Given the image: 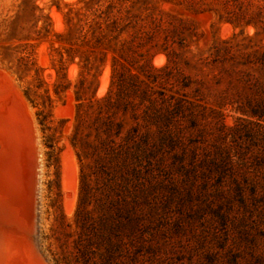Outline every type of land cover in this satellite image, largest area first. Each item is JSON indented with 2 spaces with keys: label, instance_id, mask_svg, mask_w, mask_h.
Instances as JSON below:
<instances>
[{
  "label": "rangeland",
  "instance_id": "374dc122",
  "mask_svg": "<svg viewBox=\"0 0 264 264\" xmlns=\"http://www.w3.org/2000/svg\"><path fill=\"white\" fill-rule=\"evenodd\" d=\"M79 1L0 0V74H8L7 81L0 79V118L5 121L6 134L5 142L0 138V150L2 144L7 145L11 154L23 160L13 196L30 216L36 214L37 229L33 228L34 239L24 232L23 237L12 239L17 242L15 260L30 264H84L76 245L79 228L75 221L83 165L72 137L76 125L87 127L92 119L91 114L85 115L86 106L77 119L78 104L105 96L111 86L112 53L73 44L75 35H69L68 29L76 20L69 10L80 8ZM160 9L195 23L197 35L183 37L180 44L169 43L166 51L160 47L152 57L157 68L171 57L175 73L181 72L192 82L190 90L176 93L174 88L168 94L187 93L206 107L205 119L190 132L192 137L212 141L221 119L229 127L237 119L253 121L237 111L244 105L241 98L245 93L238 81L239 69L232 62L214 64L208 57L214 43L234 34L243 44L238 60L252 50L264 53V35L255 38L252 25L245 26L241 34V29L220 21L217 15L194 13L183 5L162 3ZM158 40L160 45L164 43L162 38ZM66 50L72 51L74 60L62 71L61 57L67 58ZM92 51L98 57V68L85 71L81 64L86 54L94 62ZM4 115L9 119H3ZM87 163L85 171L91 172L93 162ZM163 195L160 222L147 234L149 241L137 261L130 264H264V206L251 199L249 192L219 195L212 188H195L190 193L189 184L165 180ZM98 261L96 258L95 263Z\"/></svg>",
  "mask_w": 264,
  "mask_h": 264
},
{
  "label": "trees",
  "instance_id": "16d2710c",
  "mask_svg": "<svg viewBox=\"0 0 264 264\" xmlns=\"http://www.w3.org/2000/svg\"><path fill=\"white\" fill-rule=\"evenodd\" d=\"M79 3L80 8L69 10L76 20L68 29L69 35H75L73 44L112 53L111 86L105 96L78 104L77 119L85 106V115L91 114L92 119L87 127L76 125L72 137L83 165L75 221L79 228L76 245L84 264L137 261L149 241L147 234L160 222L165 180L189 184L190 193L195 188H212L219 195L249 192L251 199L264 206V53L252 50L238 60L243 44L236 34L213 44L208 58L214 64L232 62L239 69L238 81L245 93L244 105L237 111L253 121L237 119L229 127L221 119L212 141L190 133L205 119L206 107L187 93H167L174 88L176 93L190 90L191 80L175 73L169 56L163 67L152 64L160 47L166 51L169 43L180 44L183 37L197 35L193 20L163 11L162 3L183 5L194 13H213L241 29V34L245 26L252 25L256 38L264 35V0ZM159 38L164 41L161 45ZM66 52L67 58L61 57L62 71L74 60L72 51ZM106 52L101 53V61ZM91 54L94 62L86 54L81 64L85 71L98 68V57ZM88 160L93 162L91 172L85 171Z\"/></svg>",
  "mask_w": 264,
  "mask_h": 264
},
{
  "label": "bare ground",
  "instance_id": "6f19581e",
  "mask_svg": "<svg viewBox=\"0 0 264 264\" xmlns=\"http://www.w3.org/2000/svg\"><path fill=\"white\" fill-rule=\"evenodd\" d=\"M58 19H59V17H58ZM3 72H5V71L3 70ZM7 75H5V73H1L0 79L7 81ZM8 81L10 82L9 78H8ZM2 95L0 97H2ZM3 119H9V116L4 115ZM2 121L3 120L0 118V138L2 139L3 142H5V135L6 134L4 135V132H3L4 129H3ZM3 122H5V121H3ZM6 125H7V123H6ZM34 125H35V123H34ZM13 127H14V125H13ZM10 131H11V129H10ZM14 135H16V134L14 133ZM17 136H19V135H17ZM17 136H16V138L18 140ZM20 141H21V139H20ZM6 146L4 144H2V149L0 150V177H1L0 178V180H1L0 181V264H30L27 262V260H23V261H21V260L16 261L15 260L14 257L16 255V251H17L15 248L17 247V242H15L12 238H17L20 236L23 237V235L21 233L24 232V234L26 233L27 238L30 237V238L34 239L35 235H36V232L34 229H37V223L35 222L37 217H36V214H35V216L33 214H31V216H30V212L27 211L26 208L21 207L22 205L19 203V201L17 199H15L16 197L13 196V193L16 190L15 189L16 188V182H19L17 180L20 179L19 177H20L21 170L23 171V169H21V167H23V165L21 164V163H23V160L21 161V159H22L21 158V159H19L20 160V162H19L18 157L16 158L15 155L11 154V151L8 150ZM12 152H13V150H12ZM20 153L22 154V152H20ZM16 156H18V155H16ZM20 156H22V155H20ZM23 173H22V175H23ZM24 176L25 175H23V177ZM35 204L36 205L34 206V209L37 212L38 203H35ZM30 224H31V228L29 227ZM33 224H34V226H33ZM18 248H19V246H18ZM18 252H20V251H18ZM20 256H22V255H20ZM20 256H18V259ZM23 256H25V254Z\"/></svg>",
  "mask_w": 264,
  "mask_h": 264
}]
</instances>
